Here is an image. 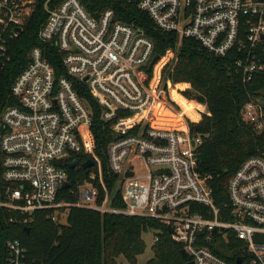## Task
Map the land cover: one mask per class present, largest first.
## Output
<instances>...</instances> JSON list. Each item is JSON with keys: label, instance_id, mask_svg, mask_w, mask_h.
<instances>
[{"label": "built area", "instance_id": "1", "mask_svg": "<svg viewBox=\"0 0 264 264\" xmlns=\"http://www.w3.org/2000/svg\"><path fill=\"white\" fill-rule=\"evenodd\" d=\"M131 1L160 30L175 32L177 47L157 54L144 30L115 20L111 8L95 16L81 0L45 3L48 16L39 37L62 55L63 73L58 74L45 48L36 46L11 85L17 102L0 113V206L19 214L25 224L40 210L52 211L53 220L65 223L72 206L147 217L182 243L194 264H232L209 243L217 248L221 239L233 237L243 241L245 251L236 264H264V155H252L239 165L229 180L227 207L218 206L198 169L201 138L192 135L187 117L171 101L163 81V71L184 37L198 40L218 56L233 58L245 84L263 73L264 0ZM33 9L34 0H0V66ZM84 85L101 105L102 119L112 122L109 163L119 175L124 207L110 203L107 188L98 202L96 172L79 186L78 201L63 196L70 188L63 186L69 181L66 166L71 160L78 162L75 154L91 153L89 159L98 164L103 182L93 109L80 94ZM166 111L181 116L184 126L154 125ZM242 116L256 131L264 128L259 99L251 97ZM137 161L147 170L145 181L136 174ZM158 240L154 232L153 243ZM6 249L4 264H41L30 258L18 238L7 240Z\"/></svg>", "mask_w": 264, "mask_h": 264}, {"label": "trees", "instance_id": "2", "mask_svg": "<svg viewBox=\"0 0 264 264\" xmlns=\"http://www.w3.org/2000/svg\"><path fill=\"white\" fill-rule=\"evenodd\" d=\"M47 1L34 0L33 12L22 34L11 41L6 56L1 58L0 113L7 104L17 102L11 96V85L30 61L34 47H44L58 74L63 73L62 55L39 37V30L48 16ZM60 1L49 0L52 5ZM81 1L92 15L98 16L101 11L111 8L115 20L142 28L154 42L157 54L163 55L178 45L179 36L175 32L160 30L149 14L131 0ZM163 81L169 96L179 102L190 123L192 135L201 138L196 148L198 169L212 187L215 203L226 208L229 180L239 165L252 155H264V128L256 131L242 116V108L251 97L264 105V72L245 84L233 58L218 56L198 40L184 37L163 71ZM80 94L93 109L95 152L101 163L103 182L100 181L98 164L83 166L93 155L75 154L78 164L66 166L70 188L63 190V196L68 201H78L79 186L96 172L94 182L99 191L98 202L104 200L107 188L111 195L110 203L124 207L118 186L119 175L113 172L109 163L108 147L114 140L112 122L102 119L101 105L85 85ZM193 101L205 105L206 111L196 107ZM169 115L181 118L176 113ZM168 123L162 118L154 121L156 126L173 127ZM3 184L0 150V198ZM51 212L37 211L34 220L25 224L19 220V214L0 206L1 264H4L3 255L7 252L6 242L13 238L20 239L30 258L41 264H120V257L126 260V264H138V256L146 250L143 234L150 230L159 233V240L153 244L154 255L146 264H187L190 260L183 253L184 245L175 241L169 231L154 219L72 206L67 222L61 223L52 219ZM242 244L243 241L235 237L231 241L221 239L217 248L209 243L216 253L232 264H236L238 256L244 257Z\"/></svg>", "mask_w": 264, "mask_h": 264}, {"label": "rangeland", "instance_id": "3", "mask_svg": "<svg viewBox=\"0 0 264 264\" xmlns=\"http://www.w3.org/2000/svg\"><path fill=\"white\" fill-rule=\"evenodd\" d=\"M167 66V65H166ZM186 87V85H185ZM171 101L174 103V105L179 109V111H181L182 109H180V104L179 102H177L173 97H171ZM194 102V101H193ZM195 106L198 107L201 110H205L206 111V106L201 104V103H197L194 102ZM180 106V107H179ZM165 114H160L159 117H161L163 120H169L168 124L173 126V127H182L184 126L183 121L181 120L180 117L178 116H171L169 115L167 112H164ZM169 115V118H166L167 115ZM135 170H136V174L137 176L140 178L141 181H145V175L147 173L146 168L144 167V164L140 161H137L135 163ZM153 236H154V231L150 230L148 232H145L143 234V237L146 241V250L144 253H142L141 255L138 256V264H146V262L153 257L154 252H153ZM119 263L120 264H126V260L123 257L119 258Z\"/></svg>", "mask_w": 264, "mask_h": 264}, {"label": "water", "instance_id": "4", "mask_svg": "<svg viewBox=\"0 0 264 264\" xmlns=\"http://www.w3.org/2000/svg\"><path fill=\"white\" fill-rule=\"evenodd\" d=\"M194 143H195V141H193V144H194ZM59 163H60V164L63 163V158H60V159H59ZM94 163H95V160H94V159H88L87 161H85V162L83 163V166H85V167H90V166L94 165ZM77 164H78V162L74 161V162L69 163V166H71V167H75ZM132 174H133V172H129L127 175H132ZM63 186H64V187H69V186H70V182H69V181H66V182L64 183ZM26 228H27L28 230L30 229L29 226H27ZM170 231H171V228H170ZM183 253H184L185 255H187V252H186V250H185L184 248H183ZM237 262L240 263V262H241V258H239V259L237 260ZM187 264H194V261H193V260H189V261L187 262Z\"/></svg>", "mask_w": 264, "mask_h": 264}, {"label": "bare ground", "instance_id": "5", "mask_svg": "<svg viewBox=\"0 0 264 264\" xmlns=\"http://www.w3.org/2000/svg\"><path fill=\"white\" fill-rule=\"evenodd\" d=\"M167 122L169 121V120H166Z\"/></svg>", "mask_w": 264, "mask_h": 264}]
</instances>
